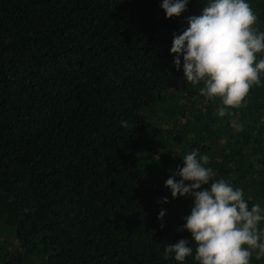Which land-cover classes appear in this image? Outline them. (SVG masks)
Wrapping results in <instances>:
<instances>
[{
  "label": "trees",
  "instance_id": "obj_1",
  "mask_svg": "<svg viewBox=\"0 0 264 264\" xmlns=\"http://www.w3.org/2000/svg\"><path fill=\"white\" fill-rule=\"evenodd\" d=\"M248 2L264 31V0ZM160 3L0 0V264H178L164 249L192 242L179 230L192 201L164 182L192 149L264 206V75L219 116L170 54L201 0L172 19ZM183 97L207 107L216 135L169 125L160 104Z\"/></svg>",
  "mask_w": 264,
  "mask_h": 264
},
{
  "label": "clouds",
  "instance_id": "obj_2",
  "mask_svg": "<svg viewBox=\"0 0 264 264\" xmlns=\"http://www.w3.org/2000/svg\"><path fill=\"white\" fill-rule=\"evenodd\" d=\"M189 3L161 0L160 8L167 19L179 18ZM201 3V13L189 16L187 27L173 34L170 54L175 69H182L183 80L193 85L202 82L199 95L218 99V115L231 116L229 109L238 107L264 75V31L255 27L257 16L248 0ZM230 125L235 131L243 127L235 119ZM208 160L206 154L192 149L183 155V166L164 182L173 199L192 201L179 229L189 232L192 242L181 238L166 243L164 257L178 264L188 257L196 264H250L253 252L257 259L264 256V206H249L251 198H244L243 189L223 179L214 180ZM161 203L167 204L168 198L163 197ZM165 216L161 208L157 219L162 222Z\"/></svg>",
  "mask_w": 264,
  "mask_h": 264
},
{
  "label": "rangeland",
  "instance_id": "obj_3",
  "mask_svg": "<svg viewBox=\"0 0 264 264\" xmlns=\"http://www.w3.org/2000/svg\"><path fill=\"white\" fill-rule=\"evenodd\" d=\"M161 108L159 109V113H163L167 118L169 125L173 127L175 123H177V126H184L189 122L190 119V127L196 129L197 125L200 126L201 129H203V132L209 133L213 132L215 135L218 133V130L215 128V126L209 125V115L207 114V109L204 104H201L197 100H190L187 99V97H183L182 99L178 100L177 102L173 103H163L160 104ZM191 110V115L188 114V110ZM187 110V111H186ZM178 117V120H175L174 118ZM189 117V118H188ZM197 119H196V118ZM181 118V119H180ZM198 120V122H197ZM176 126V127H177ZM147 156H150L149 152L145 153ZM157 158V155L154 154L153 158H148V163L144 165L145 170L149 169L150 160H154ZM146 161V162H147Z\"/></svg>",
  "mask_w": 264,
  "mask_h": 264
}]
</instances>
